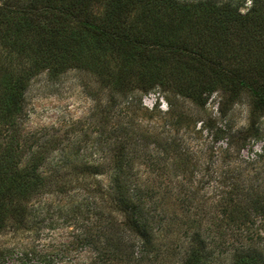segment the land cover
I'll use <instances>...</instances> for the list:
<instances>
[{"label":"trees","instance_id":"trees-1","mask_svg":"<svg viewBox=\"0 0 264 264\" xmlns=\"http://www.w3.org/2000/svg\"><path fill=\"white\" fill-rule=\"evenodd\" d=\"M98 5L103 7L100 16L93 12ZM171 16L174 28L164 24V18ZM15 34L30 40L23 42L24 50H17L21 55L29 49L37 57L35 64L41 59L56 72L83 68L86 58L99 60L101 55L105 62L111 58L121 64L107 77L129 80L127 68L130 72L131 66L143 68L145 74L139 80L128 81L132 88L112 86L109 92L116 100L117 95L127 99L134 88L142 93L158 89L168 106L169 96L201 106L216 93L224 118V104L229 109L240 94H246L251 120L236 153L247 140L259 138L257 122L264 117V0H252L245 14L230 2L208 0H31L27 8L14 11L0 5V39L14 44ZM104 71L108 69L104 67ZM19 77L3 81L0 123L9 124L20 112L26 78ZM104 122L109 121L105 118ZM224 132L217 130L216 140L225 138ZM124 140L119 142L121 148L111 165L114 175L109 193V209L121 222L113 215L107 219L97 215L94 225L82 234L84 244L98 254L94 264H221L223 242L229 233L236 234L241 246L228 257L227 264H264L263 228L250 230L256 220L264 226L263 180L262 187L258 184L245 192L241 182L233 185L225 177L219 184L230 187L216 202L220 209L204 210L193 206L194 193L186 191L183 196L182 190L164 191L158 196L157 189H161L155 180H134L129 145H123ZM231 142L228 137L225 151ZM14 144L8 142L0 150V230L10 220L23 228L28 200L47 188L50 178L39 172L49 145L31 151L21 167ZM168 148L170 145L163 152ZM258 157L264 159V145ZM98 167L84 163L81 177L94 176ZM151 206L160 210L155 216ZM123 233L134 238L130 247L123 241ZM136 244L137 257L132 249Z\"/></svg>","mask_w":264,"mask_h":264},{"label":"rangeland","instance_id":"rangeland-1","mask_svg":"<svg viewBox=\"0 0 264 264\" xmlns=\"http://www.w3.org/2000/svg\"><path fill=\"white\" fill-rule=\"evenodd\" d=\"M208 1L230 2L239 6L241 14H245L252 4V0ZM30 2L0 0V5L14 11L27 8ZM93 12L100 16L103 7L95 6ZM172 17H165L164 24L174 28ZM13 40L17 43L7 42L4 37L0 39V90L5 80L19 76L26 79L20 112L9 124L0 123V150H4L8 142L15 143L17 163L23 167L31 151L49 145L39 172L50 178L47 188H41L28 200L23 228H19L18 221L10 220L0 230V264L95 263L98 254L84 244L82 234L94 225L97 215L105 219L113 215L121 222L120 216L109 209V193L114 175L111 165L123 139V145H129L128 160L133 163L134 180H155L161 189H157L158 196L164 191L181 190L185 196L189 191V194H195L193 206L218 212L220 207H216V202L230 187L229 184L222 188L219 184L225 177H229L233 185L241 182L245 192L258 184L262 187L264 159L258 156L264 145V117L257 122L259 138L247 140L240 153H236L240 147L238 141L244 137L251 120L246 94H240L229 109L224 104L223 109L227 112L224 118L219 113L220 96L216 93L201 106L189 99L171 96L168 106L158 89L142 93L134 88L128 91L127 99L117 95L116 100L109 92L112 86L129 87L128 81L139 80V76L145 74L143 68L131 66L132 72L127 68L129 80L119 79L118 75L107 77L109 72L119 70L117 66L121 64L111 58L105 62L101 55L99 60L88 61L86 58L83 68L56 72L41 59L38 65L35 64L37 57L29 49L21 55L23 42H30L24 35L15 34ZM104 67L108 72H103ZM147 71L150 70L147 68ZM2 96L0 92V99ZM105 118L109 122H104ZM219 129L225 131L221 134L225 138L216 140ZM228 137L232 146L225 151ZM167 145L170 148L163 152ZM84 163L99 166L94 176L81 177L80 166ZM157 209L150 207L153 216L160 211ZM256 221L250 230L261 227L264 231V226ZM123 234V241L130 247V240L134 238ZM235 235L229 233L224 239L221 264H227L228 257L240 249ZM166 237L171 240L172 235ZM132 249L137 257L139 245Z\"/></svg>","mask_w":264,"mask_h":264}]
</instances>
